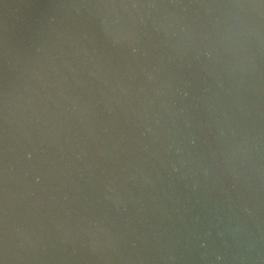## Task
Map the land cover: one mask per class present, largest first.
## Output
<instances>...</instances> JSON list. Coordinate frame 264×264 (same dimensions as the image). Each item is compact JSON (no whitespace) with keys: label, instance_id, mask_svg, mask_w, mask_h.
I'll list each match as a JSON object with an SVG mask.
<instances>
[{"label":"water","instance_id":"obj_1","mask_svg":"<svg viewBox=\"0 0 264 264\" xmlns=\"http://www.w3.org/2000/svg\"><path fill=\"white\" fill-rule=\"evenodd\" d=\"M0 264H264V0H0Z\"/></svg>","mask_w":264,"mask_h":264}]
</instances>
